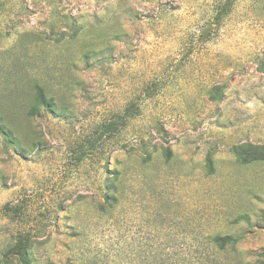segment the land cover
Returning <instances> with one entry per match:
<instances>
[{
	"label": "rangeland",
	"instance_id": "rangeland-1",
	"mask_svg": "<svg viewBox=\"0 0 264 264\" xmlns=\"http://www.w3.org/2000/svg\"><path fill=\"white\" fill-rule=\"evenodd\" d=\"M0 118V264H264V0H0Z\"/></svg>",
	"mask_w": 264,
	"mask_h": 264
},
{
	"label": "trees",
	"instance_id": "trees-1",
	"mask_svg": "<svg viewBox=\"0 0 264 264\" xmlns=\"http://www.w3.org/2000/svg\"><path fill=\"white\" fill-rule=\"evenodd\" d=\"M42 104L45 105L44 99H43ZM45 106H46V108H48L47 105H45ZM1 120L2 119L0 118V135L4 138V140L8 144H12V140L10 139V132L2 124ZM213 241L217 245V247L222 249V248H224L226 246H231V247L236 246V244L238 243L239 239H232V238H229V237L217 236V237L214 238ZM262 257H264V254L262 255ZM19 262H20V264H31V260L29 259V256L27 255L26 251H23L22 253H20Z\"/></svg>",
	"mask_w": 264,
	"mask_h": 264
}]
</instances>
